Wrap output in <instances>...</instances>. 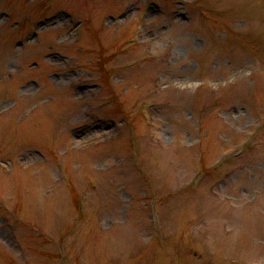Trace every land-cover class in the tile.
Instances as JSON below:
<instances>
[{
  "label": "rangeland",
  "instance_id": "obj_1",
  "mask_svg": "<svg viewBox=\"0 0 264 264\" xmlns=\"http://www.w3.org/2000/svg\"><path fill=\"white\" fill-rule=\"evenodd\" d=\"M0 264H264V0H0Z\"/></svg>",
  "mask_w": 264,
  "mask_h": 264
}]
</instances>
